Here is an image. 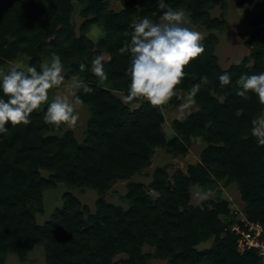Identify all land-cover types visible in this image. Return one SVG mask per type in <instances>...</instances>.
I'll list each match as a JSON object with an SVG mask.
<instances>
[{"label": "trees", "instance_id": "trees-1", "mask_svg": "<svg viewBox=\"0 0 264 264\" xmlns=\"http://www.w3.org/2000/svg\"><path fill=\"white\" fill-rule=\"evenodd\" d=\"M261 1L236 5L244 11ZM228 2L165 0L209 32L200 41L204 52L184 66L185 76L175 88L189 94L200 86L191 97L194 110L173 120L174 135L168 137L161 109L177 103V95L163 105L124 100L130 54L121 48L130 41L134 22L161 17L158 0H121L119 10L106 0H0V69L20 55L39 69L56 53L65 77L91 88L76 91L87 111L81 141L69 129L52 134L54 126L43 120L44 105L29 124H9L0 134V264L9 253L25 261L36 246L43 247L45 264H262L255 250L238 252L234 237L224 232L230 200L217 194L193 205L190 196L191 188L209 191L219 182L234 183L247 218L264 223V145L251 132L264 105L254 93L236 95L241 76L264 72V10L250 19L251 31L239 35L248 54L222 68L215 46L217 33L229 26ZM76 13L82 18L77 27ZM92 26L103 35L89 37ZM97 55L106 56V80L91 71ZM82 62L88 65L83 72ZM225 71L232 82L221 86L218 76ZM196 140L204 147L186 171L170 174L168 166H157L149 183L131 181L151 167L157 149L185 155ZM123 182L120 199L126 207L105 199ZM59 185L66 188L61 206L39 224L43 192ZM73 190L94 191V211ZM207 241L209 246L199 247ZM120 254L126 257L115 260Z\"/></svg>", "mask_w": 264, "mask_h": 264}, {"label": "clouds", "instance_id": "clouds-1", "mask_svg": "<svg viewBox=\"0 0 264 264\" xmlns=\"http://www.w3.org/2000/svg\"><path fill=\"white\" fill-rule=\"evenodd\" d=\"M158 7L162 10L161 18L153 22L148 17L141 18L131 26L130 41L121 52L130 54L128 91L124 97L126 102L143 98L152 105H163L176 95V85L185 76L184 66L204 52L200 42L201 34L194 30L190 17L184 10H176L158 0ZM104 56L97 55L91 60V71L101 80L107 79L104 71ZM239 63V61H237ZM88 65L80 63V71L86 70ZM64 65L59 54L53 53L51 60L36 66L21 67L13 63L6 71L0 69V134L8 131V125H27L31 122V115L42 105L45 106L43 120L54 127L68 125L75 127L79 113L68 95L80 98L76 91L83 88L85 92L91 88L82 81L75 82L68 95H56L49 99V90L60 88L65 81ZM221 86L229 85L232 77L225 71L218 76ZM195 85L190 97L199 91ZM254 93L259 103L264 105V72L243 75L238 82L236 95L247 97ZM252 135L257 138L259 145H264V116L252 121Z\"/></svg>", "mask_w": 264, "mask_h": 264}, {"label": "rangeland", "instance_id": "rangeland-1", "mask_svg": "<svg viewBox=\"0 0 264 264\" xmlns=\"http://www.w3.org/2000/svg\"><path fill=\"white\" fill-rule=\"evenodd\" d=\"M106 1L108 6L114 10H119L121 8V0ZM237 1L238 0H229L228 2L229 32H227L225 35V41L223 39L224 43L223 41L221 42L222 47L220 46V48L216 52L219 58V63L222 68H226L230 62L236 61L243 57V55L248 54V49L244 45H242V40L239 35L241 33L251 31V27L249 26L250 19L257 17L260 10H264V0L261 1V4H259L257 8H247L244 11L241 10L238 5H236ZM213 12V14H217L218 10L216 9ZM160 18L161 17H158V19H155L153 22H157ZM74 21L77 27L81 24L82 18L78 17L76 13L74 16ZM102 35L103 31L99 26H92L88 31V36L92 39H97ZM104 57L106 56L104 55ZM13 63L18 64L21 67L28 66L27 58L23 55H20L14 61L8 63L4 70L6 71ZM75 82H78V80L73 78H65V81L60 88L51 89L49 93V99H54L55 96L58 94L68 95L69 89H71V86ZM176 95L179 97V101L177 103L171 104L169 106H166V108L161 109L164 115L163 130L168 137L174 135L172 127L173 120L182 119L192 110H194L189 94L182 93V91H176ZM68 98L70 102L74 103L75 110L79 113L77 125L75 127H69L65 124L61 125L60 127H54L51 129V133L61 135L64 130L69 129L74 131L77 140L81 141L83 138V131L87 119V111L83 106L73 100V96L68 95ZM262 116H264V110L261 114V117ZM201 144H203L201 140L194 141L190 145L187 154L178 155L176 157L168 155L163 149H157L152 157V167H150L148 170L146 169L147 171L144 170V174L145 171L146 173L150 174L155 164H162L163 166H168L170 173H173L179 168L183 171H186L187 167L190 164L196 163L197 160L195 159L200 152ZM42 174L45 175L46 172L42 171ZM65 190L66 188L63 185H59L54 189H48L43 192V213L36 214V219L39 224L47 220L52 210H54L56 207L61 206L62 201L60 197ZM124 192L125 183L123 182L116 184L110 191L107 192L105 199L109 202L121 204L123 207H126V205L120 199V196ZM72 193L76 195L77 198H79V200L83 204L88 205L91 211H94V201L96 199V194L94 191L87 190L86 192L81 193L78 190H73ZM190 193L192 194L191 203L193 205L201 204L207 199L215 197L217 194L221 197H225V195L229 196L231 198L230 201L232 202L231 208H234L235 206L241 208L242 205L239 196L237 195V192L233 190V188L226 189L225 186H222V182H219L217 184L216 190L213 189L209 191H203L198 188H191ZM210 243L211 241H207L199 247H207L210 245ZM146 250H148V248L145 247L144 251ZM125 257L126 255L120 254L115 257V260L123 259ZM162 262L163 261L152 260L151 264H161ZM4 264H45L43 247L36 246L33 251L27 255L25 261L22 262L18 259L17 255L9 253L4 258Z\"/></svg>", "mask_w": 264, "mask_h": 264}, {"label": "built area", "instance_id": "built-area-1", "mask_svg": "<svg viewBox=\"0 0 264 264\" xmlns=\"http://www.w3.org/2000/svg\"><path fill=\"white\" fill-rule=\"evenodd\" d=\"M223 230L234 237L238 252L255 250L264 264L263 222L248 219L243 210L235 206L225 217Z\"/></svg>", "mask_w": 264, "mask_h": 264}, {"label": "crops", "instance_id": "crops-1", "mask_svg": "<svg viewBox=\"0 0 264 264\" xmlns=\"http://www.w3.org/2000/svg\"><path fill=\"white\" fill-rule=\"evenodd\" d=\"M191 26L193 27V29L194 30H196V31H198L200 34H201V36H202V38L203 37H205L209 32L206 30V29H204L203 27H201V26H199V25H193V24H191ZM227 32H229V27H228V29L226 30V31H224V32H222V33H217V36H218V39H219V42L216 44V46H215V53L217 52V50L220 48V46L222 47V45H221V42L223 41V39H224V41H225V39H226V33ZM224 41H223V43H224ZM225 45V44H224ZM226 47V46H225ZM216 55H217V53H216ZM218 56V55H217ZM244 56V55H243ZM219 59V58H218ZM242 59V57L240 58V59H238V60H236V61H232V62H230V63H236L237 61H240ZM229 63V64H230ZM229 64L227 65V67L229 66ZM80 106V105H79ZM75 134V133H74ZM203 143V142H202ZM201 146V149L204 147V143L203 144H201L200 145ZM201 149H200V151H201ZM198 156L199 155H197L196 156V159L195 160H197L198 161ZM196 161V162H197ZM194 164V163H193ZM157 166H163L162 164H155V166H153V169L155 168V167H157ZM151 167H152V165H151ZM150 168V167H149ZM149 168H147V170L149 169ZM153 169H152V171H153ZM146 170V171H147ZM167 170H168V172H169V168H167ZM146 171H145V174L143 173V174H141V175H135V176H133L132 177V179H131V181H135V182H142V183H145V184H147V183H149V181L151 180V173H152V171H151V173L149 174V173H146ZM170 173V172H169ZM170 174H172V173H170ZM225 188L226 189H229V188H233V190H235L236 192H237V195L239 196V194H238V190H236L237 188H236V186H235V184L234 183H231V184H228V185H226L225 186ZM230 193V192H229ZM191 196V199H192V194L190 195ZM225 197H226V199H228V200H230L231 198L229 197V196H226L225 195ZM225 197H223V198H225Z\"/></svg>", "mask_w": 264, "mask_h": 264}]
</instances>
